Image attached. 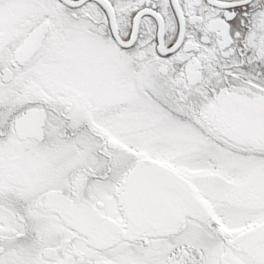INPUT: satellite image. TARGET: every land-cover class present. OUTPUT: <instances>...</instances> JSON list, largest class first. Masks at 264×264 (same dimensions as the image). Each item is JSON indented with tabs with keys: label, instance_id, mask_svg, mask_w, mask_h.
<instances>
[{
	"label": "snow or ice",
	"instance_id": "snow-or-ice-1",
	"mask_svg": "<svg viewBox=\"0 0 264 264\" xmlns=\"http://www.w3.org/2000/svg\"><path fill=\"white\" fill-rule=\"evenodd\" d=\"M0 264H264V0H0Z\"/></svg>",
	"mask_w": 264,
	"mask_h": 264
}]
</instances>
